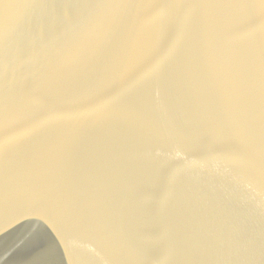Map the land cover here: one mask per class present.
<instances>
[{
    "label": "water",
    "instance_id": "1",
    "mask_svg": "<svg viewBox=\"0 0 264 264\" xmlns=\"http://www.w3.org/2000/svg\"><path fill=\"white\" fill-rule=\"evenodd\" d=\"M248 2L0 0L9 79L25 98L56 85L17 156L107 198L133 241L17 163L0 264H264V0ZM149 57L164 76L126 84ZM161 119L183 134L146 138Z\"/></svg>",
    "mask_w": 264,
    "mask_h": 264
},
{
    "label": "snow or ice",
    "instance_id": "2",
    "mask_svg": "<svg viewBox=\"0 0 264 264\" xmlns=\"http://www.w3.org/2000/svg\"><path fill=\"white\" fill-rule=\"evenodd\" d=\"M234 3L249 10L252 7L248 0H234ZM247 18L251 21V11L247 13ZM165 72L166 66L162 59L154 60L149 57L141 68L129 70L125 83L141 77L146 80H160ZM55 86L54 81H46L42 85L40 93L31 94L26 98L22 97L16 87L15 78L9 79L8 70L0 64V190L7 197L11 174L19 163L24 172L26 187H33L31 177L39 174L51 178L53 189L74 192L79 199L93 207H99L102 210V218L115 226L125 247L129 249L133 241L129 234L128 220L114 210L111 201L93 189L68 186L53 178L51 173L26 164L16 154V139L20 130L29 126L42 111L47 110L43 93L54 89ZM157 95H159V91H157ZM183 132L184 130L180 126L161 119L146 129L145 136L146 138L176 136L182 135ZM0 244H2V239H0Z\"/></svg>",
    "mask_w": 264,
    "mask_h": 264
}]
</instances>
